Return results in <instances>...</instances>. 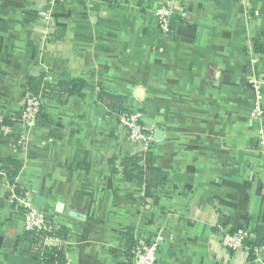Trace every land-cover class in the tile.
I'll return each mask as SVG.
<instances>
[{
    "label": "crops",
    "instance_id": "obj_1",
    "mask_svg": "<svg viewBox=\"0 0 264 264\" xmlns=\"http://www.w3.org/2000/svg\"><path fill=\"white\" fill-rule=\"evenodd\" d=\"M164 7L167 32L156 16ZM255 41L264 43V0H0V264H43L13 186L67 231L46 240L66 264H128L129 229L137 245L160 240L157 264H264V248L251 260L218 234L264 227ZM34 77L87 86L67 101L46 96L27 130L18 117ZM105 96L143 113L155 168L168 174L152 199L123 173L145 149Z\"/></svg>",
    "mask_w": 264,
    "mask_h": 264
},
{
    "label": "built area",
    "instance_id": "obj_2",
    "mask_svg": "<svg viewBox=\"0 0 264 264\" xmlns=\"http://www.w3.org/2000/svg\"><path fill=\"white\" fill-rule=\"evenodd\" d=\"M172 13L173 11L170 7H164L157 11L156 16L163 31H168ZM42 18L44 21H49L51 19L50 14L48 13H44ZM44 98L45 96L43 94L35 95L30 91L27 93L25 105L18 120V123L27 130L36 127L40 123V119L43 115ZM262 114V108L257 106L252 112L251 118H260ZM118 119L119 123L127 129L130 141L141 142L144 145L145 151L150 150L153 146L154 139L152 134L147 131L145 126L142 124L143 113L141 111L128 109L125 112H120L118 114ZM32 197V192L19 191L16 186L11 188V201L22 208L25 232L35 234L41 232L52 233V225L44 212L34 204ZM218 234L221 245L227 250L246 251L248 253L251 251V247L247 245V241L249 239H254V235L244 231L231 233L223 228L219 229ZM159 247L160 240L137 245L132 251V256L128 264H157V253L159 251ZM254 252L256 259L261 261V249L257 248Z\"/></svg>",
    "mask_w": 264,
    "mask_h": 264
},
{
    "label": "trees",
    "instance_id": "obj_3",
    "mask_svg": "<svg viewBox=\"0 0 264 264\" xmlns=\"http://www.w3.org/2000/svg\"><path fill=\"white\" fill-rule=\"evenodd\" d=\"M253 47L257 54L264 55V43L255 41L253 42ZM86 86L87 82L78 78L56 84L46 82L44 77H34L28 81L29 91L33 94H43L45 97H54L60 101L65 99L67 101L69 98L75 96L81 97ZM102 101L112 111L125 112L128 110V108L125 107L126 99L124 97L105 96L102 97ZM19 118L20 116L18 120ZM152 148L153 146L150 150L143 152L141 155L128 158L122 163L125 177L131 182H136L144 186L145 196L150 199L155 196L159 189L165 187L168 182V174L155 168V156ZM15 166L16 174L21 169V164L15 163ZM52 227V233H26V238L31 242L33 250L42 256L43 264H66L64 253L59 249L46 246V239L63 238L67 235V231L64 228L57 229L53 225ZM252 234L254 235V239H249L247 245L251 247L250 259L255 260V249L264 248V227L256 229ZM125 239L128 254L130 255L129 257H131L132 251L137 246L133 230L129 229L126 232Z\"/></svg>",
    "mask_w": 264,
    "mask_h": 264
}]
</instances>
